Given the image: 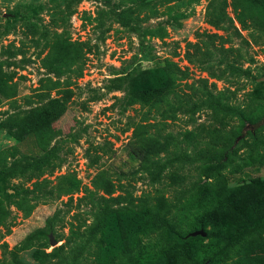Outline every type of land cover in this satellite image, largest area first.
I'll use <instances>...</instances> for the list:
<instances>
[{
	"label": "rangeland",
	"instance_id": "rangeland-1",
	"mask_svg": "<svg viewBox=\"0 0 264 264\" xmlns=\"http://www.w3.org/2000/svg\"><path fill=\"white\" fill-rule=\"evenodd\" d=\"M0 264H264V0H0Z\"/></svg>",
	"mask_w": 264,
	"mask_h": 264
},
{
	"label": "trees",
	"instance_id": "trees-1",
	"mask_svg": "<svg viewBox=\"0 0 264 264\" xmlns=\"http://www.w3.org/2000/svg\"><path fill=\"white\" fill-rule=\"evenodd\" d=\"M211 236H213L214 238H218V239H220V240H224V237L221 236V235H217V234H212V233H210V234H209V237H211Z\"/></svg>",
	"mask_w": 264,
	"mask_h": 264
},
{
	"label": "water",
	"instance_id": "water-1",
	"mask_svg": "<svg viewBox=\"0 0 264 264\" xmlns=\"http://www.w3.org/2000/svg\"><path fill=\"white\" fill-rule=\"evenodd\" d=\"M198 234H199V235H201V236H204V235H205V233H204V232H198ZM50 244H51V245H54V244H55V242H54V241H52V240L50 239Z\"/></svg>",
	"mask_w": 264,
	"mask_h": 264
}]
</instances>
